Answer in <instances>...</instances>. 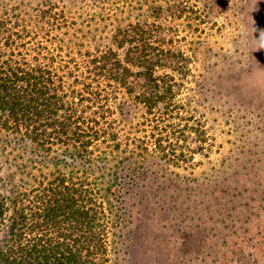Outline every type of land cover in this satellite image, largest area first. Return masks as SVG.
Returning <instances> with one entry per match:
<instances>
[{
	"label": "trees",
	"instance_id": "trees-1",
	"mask_svg": "<svg viewBox=\"0 0 264 264\" xmlns=\"http://www.w3.org/2000/svg\"><path fill=\"white\" fill-rule=\"evenodd\" d=\"M12 1L0 16V130L28 157L18 180L0 157V264H110L114 230L134 264H264V226L249 231L261 216L194 172L212 149L203 115L178 98L190 59L161 22L186 2ZM75 15L114 26L111 45L63 54Z\"/></svg>",
	"mask_w": 264,
	"mask_h": 264
},
{
	"label": "rangeland",
	"instance_id": "rangeland-1",
	"mask_svg": "<svg viewBox=\"0 0 264 264\" xmlns=\"http://www.w3.org/2000/svg\"><path fill=\"white\" fill-rule=\"evenodd\" d=\"M179 1L186 2L182 11L169 12L161 22L170 41L167 46L190 59L189 88L178 98H189L197 116L203 115L212 149L207 157L196 156L194 172L198 177H216L223 188L229 186L238 194L232 199L243 201L251 217L261 216L249 229L251 236H257L258 224L264 226V0ZM2 2L9 5L4 8ZM13 6L20 7V2L0 0V16L14 12ZM74 19L76 25L64 36L72 49L63 54L71 50L78 57L79 52L111 45L114 26L96 24L86 16ZM25 148L15 136L0 130L6 176L16 173L17 180L21 178L16 165L24 162L20 156L28 157ZM27 149L29 157L36 158ZM112 233L110 264H134L138 257L129 243L121 242L118 230Z\"/></svg>",
	"mask_w": 264,
	"mask_h": 264
}]
</instances>
